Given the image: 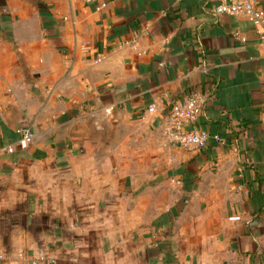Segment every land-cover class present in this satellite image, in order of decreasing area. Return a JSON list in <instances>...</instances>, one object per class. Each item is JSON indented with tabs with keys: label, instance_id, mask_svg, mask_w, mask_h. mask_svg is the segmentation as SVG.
<instances>
[{
	"label": "crops",
	"instance_id": "crops-1",
	"mask_svg": "<svg viewBox=\"0 0 264 264\" xmlns=\"http://www.w3.org/2000/svg\"><path fill=\"white\" fill-rule=\"evenodd\" d=\"M221 3L0 0V264H264V49Z\"/></svg>",
	"mask_w": 264,
	"mask_h": 264
},
{
	"label": "built area",
	"instance_id": "built-area-1",
	"mask_svg": "<svg viewBox=\"0 0 264 264\" xmlns=\"http://www.w3.org/2000/svg\"><path fill=\"white\" fill-rule=\"evenodd\" d=\"M218 16H237L244 15L257 28V39L264 49V11L260 10L254 0H222V3L215 10ZM235 37L245 42V39L236 34ZM156 107L151 106L148 111L156 112ZM203 110V100L198 94H192L183 101H177L171 104L168 116L167 127L168 134L174 138L180 145L184 147L196 146L205 148L210 140V136L206 132L190 130L188 128L194 126L199 120ZM111 110L107 109V113ZM34 134L25 129L15 146L7 148L8 153H14L16 146L21 151H26L32 143ZM219 140V138L215 137ZM3 257L0 255V259Z\"/></svg>",
	"mask_w": 264,
	"mask_h": 264
}]
</instances>
